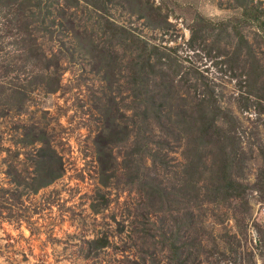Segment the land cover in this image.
Returning a JSON list of instances; mask_svg holds the SVG:
<instances>
[{
	"label": "rangeland",
	"instance_id": "1",
	"mask_svg": "<svg viewBox=\"0 0 264 264\" xmlns=\"http://www.w3.org/2000/svg\"><path fill=\"white\" fill-rule=\"evenodd\" d=\"M173 246L264 264V0H0V264Z\"/></svg>",
	"mask_w": 264,
	"mask_h": 264
},
{
	"label": "trees",
	"instance_id": "2",
	"mask_svg": "<svg viewBox=\"0 0 264 264\" xmlns=\"http://www.w3.org/2000/svg\"><path fill=\"white\" fill-rule=\"evenodd\" d=\"M151 100H152V105H153L152 109L156 113L155 116L157 118H161V114H162V111H163L162 108H161V105L155 103L154 97H151ZM211 100H209V101H211ZM215 101L216 100L213 99L214 108L217 109V110H220V108L218 106L215 107ZM183 112L186 113L187 111L184 110V108H183L182 113ZM216 123H219V122L216 121V120L214 121V119L212 118L211 124H206L207 128H206L205 131L209 132L213 127L215 128L216 127V125H215ZM169 249H170V251H169L170 257L168 256V264H195L194 262L196 260L193 261V257L192 258L189 257L190 253H188L183 258L182 251H180L179 249L177 250L176 246H173L172 248H169ZM190 259H191L192 263H190V261H189Z\"/></svg>",
	"mask_w": 264,
	"mask_h": 264
}]
</instances>
